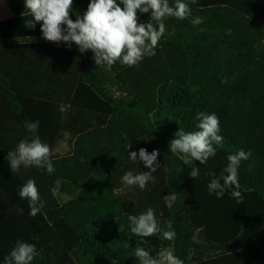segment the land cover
I'll return each instance as SVG.
<instances>
[{"label": "trees", "instance_id": "trees-1", "mask_svg": "<svg viewBox=\"0 0 264 264\" xmlns=\"http://www.w3.org/2000/svg\"><path fill=\"white\" fill-rule=\"evenodd\" d=\"M184 2L191 16L164 19L168 35L154 49L161 55L133 66L136 76L127 77L131 67L119 61L96 66L91 50L62 65L51 90L47 79L31 78L42 74L32 63L30 77L22 80L0 71L1 264L17 240L36 245L32 264H139L138 245L153 256L171 248L183 264H264V235H254L264 230V0ZM89 3L73 0L70 18L82 17ZM169 4L174 7L175 0ZM137 16L140 23L151 19L139 11ZM195 17L203 22L193 25ZM30 19L0 23V39L43 37L42 22L30 28ZM61 104L70 106L64 114ZM200 113L219 118L223 145L205 165L185 164L183 154L170 151V142L180 128L195 131ZM37 120L55 171L21 166L13 173L8 153L29 138L25 121ZM67 133L74 138L73 152L54 156ZM141 148L159 153L154 182L144 190L122 183L129 171H149L129 159L133 151L139 159ZM240 150L251 153L238 167L242 199L233 198L232 189L222 198L210 194L209 173L219 177L228 155ZM193 168L200 169L195 180ZM29 179L43 202L34 218L19 197ZM58 183L72 197L65 204L56 197ZM172 192L177 200L168 207L164 197ZM148 208L161 230L172 222L174 241L162 233L141 238L130 232L128 216Z\"/></svg>", "mask_w": 264, "mask_h": 264}, {"label": "clouds", "instance_id": "clouds-1", "mask_svg": "<svg viewBox=\"0 0 264 264\" xmlns=\"http://www.w3.org/2000/svg\"><path fill=\"white\" fill-rule=\"evenodd\" d=\"M24 4L25 10L32 18L26 22V26L34 28L42 22L41 32L45 40L54 43H75L81 53L91 50L96 66H112L117 61L129 67L138 66L146 56L155 55L154 49L165 33V18L175 17L183 20L191 16L189 5L184 0H175L174 7L170 6L169 0H119V3L117 0H90L87 11L82 17L78 15L75 21L70 18L73 0H24ZM137 11L150 14V21L138 22ZM202 22L201 17L191 20L193 25ZM154 25H157L158 29ZM68 107L70 106L61 104L59 111L64 114ZM195 119L198 121L196 130L185 132L180 128L177 138L170 142V151L183 154L185 164L196 160L205 165L210 157L216 155L217 147H222L224 138L219 134L220 121L214 113H200ZM24 126L29 138L22 139L14 151H9L8 162L11 171L18 172L21 166H36L46 168L51 174L55 171L50 159L51 149L37 134L39 121H25ZM158 155L157 150L149 154L146 149L141 148L138 159L137 152H131L129 159L133 162L139 160L149 171L136 174L129 171L122 176V183L129 188L138 186L140 190H144L149 182H154L152 173L157 170ZM250 155V152L243 150L228 155V164L219 177L215 173H209L212 177L207 185L209 193H215L217 198H222L226 190L232 189L231 196L239 202L242 194L239 191L238 167L241 161L247 160ZM199 175V168H193L190 172L194 180ZM177 196V192H172L164 197L166 205L171 207ZM19 197L28 201L30 217H36L43 208V202L32 179L20 188ZM128 221L130 232L134 236L146 238L162 233V238L167 241H174L176 237L171 221H168L166 230H161L152 208L138 216L129 215ZM119 230L121 231L120 227ZM140 243L146 244L147 241L141 239ZM127 246L125 242V247ZM37 256L35 244L17 240L10 253L4 257V264H32ZM135 257L139 264H183L171 249H163L153 256L150 249L138 245Z\"/></svg>", "mask_w": 264, "mask_h": 264}, {"label": "crops", "instance_id": "crops-1", "mask_svg": "<svg viewBox=\"0 0 264 264\" xmlns=\"http://www.w3.org/2000/svg\"><path fill=\"white\" fill-rule=\"evenodd\" d=\"M26 15L29 14L25 10L24 0H0V23ZM77 59L81 60V53L75 43H54L43 37L0 39V71L12 75L14 80H22L30 77L28 64L32 63L37 66L36 72L42 74L31 78L47 79L50 90L51 83L60 78L62 65H71ZM67 135L71 134L67 133L64 137ZM254 235H264V230Z\"/></svg>", "mask_w": 264, "mask_h": 264}, {"label": "rangeland", "instance_id": "rangeland-1", "mask_svg": "<svg viewBox=\"0 0 264 264\" xmlns=\"http://www.w3.org/2000/svg\"><path fill=\"white\" fill-rule=\"evenodd\" d=\"M168 27L165 28V33L163 34V37H166L168 35ZM159 56L161 55L160 52H158ZM158 54L157 52L155 51V55L151 56V57H146L147 59H153V58H158ZM158 60V59H157ZM148 61V60H147ZM138 73V71H135L132 67L127 69L125 71V74L127 77L130 78V74L132 76H136ZM113 93L114 95L118 96L119 95V90L118 88L115 86L113 87ZM151 106H152V103H151ZM73 145H74V138L71 136V135H67L66 137H64L62 140H60L57 145H56V151L53 152V155L56 156V157H63L67 154H70L73 152ZM55 192H56V197L57 199L59 200V202L61 204H65L67 203L68 201L71 200V196H68L64 193L61 192V185L60 183L57 184L56 188H55ZM166 249H171V248H166ZM172 250V249H171Z\"/></svg>", "mask_w": 264, "mask_h": 264}]
</instances>
